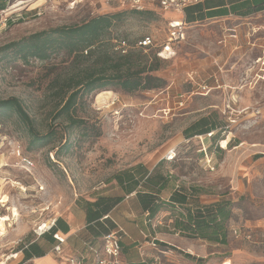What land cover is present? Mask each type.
I'll return each instance as SVG.
<instances>
[{"label": "rangeland", "instance_id": "374dc122", "mask_svg": "<svg viewBox=\"0 0 264 264\" xmlns=\"http://www.w3.org/2000/svg\"><path fill=\"white\" fill-rule=\"evenodd\" d=\"M67 4L11 0L0 11V49L40 31L115 13L99 0H88L73 10ZM169 16L127 14L104 35L100 52L112 53V39L133 46L152 36L160 45ZM185 34L169 61L157 63L156 48L134 50L137 66H158L152 72L157 78L154 88L131 94L119 87L97 90L80 96L71 115L61 114L72 93L69 86L100 66L95 57L75 58L61 51L45 61L24 63L0 51V98H19L37 132L41 136L53 132L46 145L31 149V136L19 117L12 112L0 115L10 142L0 163H14L10 144L17 142L36 163L33 176L18 168L4 167L1 172L23 184L39 182L45 187V192L37 195L30 190L25 197L12 192L15 203L20 199L30 209L52 203L58 213L69 210L78 216L88 201L123 195L114 176L142 164L168 179L162 193L165 200L180 187L193 195L194 203H232L227 243L218 244L175 233L176 213L171 211L149 221L136 200L127 197L117 215L129 219L127 215L134 213V223L147 236L144 240L155 239L166 254L174 252L180 264H264V11L187 22ZM206 86L210 90H204ZM204 117L217 123V130L187 139L184 131ZM72 119L79 122L72 124ZM209 163L214 171L208 169ZM21 214L14 228L21 229H10L0 245V264H23L24 253L8 258L19 251V239H33L37 216L29 210ZM231 227L241 228L240 238ZM161 259L172 264L163 255Z\"/></svg>", "mask_w": 264, "mask_h": 264}, {"label": "trees", "instance_id": "16d2710c", "mask_svg": "<svg viewBox=\"0 0 264 264\" xmlns=\"http://www.w3.org/2000/svg\"><path fill=\"white\" fill-rule=\"evenodd\" d=\"M10 1L0 0V11L6 10ZM261 11H264V0H210L204 4L188 8L186 10V22L194 23L203 21L206 18L226 16L232 13L247 16ZM132 13L142 16L155 14L151 12L101 14L80 24L63 25L34 33L3 46L0 51L5 52V55L10 53L13 55L14 60H21L24 63H28L31 59L45 61L61 51H65L75 58L95 57L100 66L87 72L85 77L76 80L74 85L70 84L69 86L72 93L62 107L61 114L71 115L80 96L91 95L97 90H103L107 87H119L124 92L131 94L138 90H149L155 87L153 83L157 81V78L152 75V72L157 71L159 68L157 65H149L143 68L137 66L133 53L137 49L131 50L127 55H119L113 49L114 39H112V53L100 52L99 46L103 42L104 35L124 16ZM154 57L157 63L163 61L155 53ZM9 112L15 113L27 127L31 136V149L38 145H46L53 136V132L45 136H41L37 132L35 122L19 98H0V115L5 116ZM71 122L77 124L79 121L72 119ZM217 128V123L212 122L209 117H204L189 126L184 131V135L187 139L195 136H206L213 134ZM52 154L55 155L56 153ZM53 162L59 164L55 159ZM114 180L122 189L123 195H102L95 201H88L83 207L86 210L88 224L91 225V223L97 222L96 226L103 229L104 235L113 231V226H111L109 220L112 210L123 202L126 197L136 193L138 204L150 221L162 211H171L172 215L176 213L173 222L175 233L191 239H200L218 244L227 243V223L232 215L231 202L222 200L209 205L194 203L193 195L180 187L175 189L169 198L165 200L162 193L168 188V179L159 171H150L142 164L116 174ZM104 217H108L105 223L109 228L99 223V220ZM59 229L63 230L64 233L69 232L68 225L58 219L56 227L53 228L51 236H49L50 242H53V244L55 243L53 235ZM161 244L166 247L164 243ZM23 252L26 261L46 254L45 250L36 242L25 248Z\"/></svg>", "mask_w": 264, "mask_h": 264}, {"label": "built area", "instance_id": "2783aa9c", "mask_svg": "<svg viewBox=\"0 0 264 264\" xmlns=\"http://www.w3.org/2000/svg\"><path fill=\"white\" fill-rule=\"evenodd\" d=\"M68 2L67 8L73 10L80 5H83L88 0H66ZM100 4L115 10L113 12H151L162 15H170L167 17V34L160 45L152 36H145L138 40L133 46L124 39H114L113 49L119 55H127L133 49H140L143 51L156 48V56L163 61H169L174 58L176 49L186 39V10L196 5H201L210 0H99ZM110 13V12H109ZM236 37V36H235ZM204 90H210L207 86ZM8 141V137L4 133L3 126L0 124V156L2 150ZM12 148V156L14 163L12 165L6 163H0V224H4V228H0V245L6 238L7 232L10 229H14L20 224V218H22V210H29L31 214L37 216L33 221L31 229L33 242L51 234L53 228L56 227L57 213L52 203L46 204L44 207L30 209L24 206L22 203H15L12 192H17L23 197L28 192H34L40 194L45 192V187L39 182L36 186L23 184L21 181L12 177L7 171L1 172L2 168H18L24 172L32 175V170L35 169V161L26 154L25 149L20 143L10 144ZM172 153L174 151H171ZM1 158V157H0ZM54 160V157H51ZM167 159H173V155ZM209 162V160H208ZM208 169L214 171L215 168L209 163ZM150 221V220H149ZM232 233L237 237H241V228L231 227ZM125 235L123 228L118 227L108 234L103 235L99 243L86 241L83 243V249L75 254L69 255L66 258L68 264H127L123 258V246L122 241ZM55 244L53 245L52 252L58 257H64L65 245L67 244V238L60 232H56L53 235ZM251 236H246L245 239H250ZM30 243H26L23 239H19L16 245L23 248L15 255H11L8 259H17L18 256L23 253L25 248H28ZM146 247L152 249V253L146 250ZM264 247V246H263ZM141 255L140 264H165L163 262L162 255L165 251L161 250L155 239L148 242L147 245L141 244L139 246ZM155 252V253H154ZM226 264V263H223Z\"/></svg>", "mask_w": 264, "mask_h": 264}, {"label": "crops", "instance_id": "0c3cea01", "mask_svg": "<svg viewBox=\"0 0 264 264\" xmlns=\"http://www.w3.org/2000/svg\"><path fill=\"white\" fill-rule=\"evenodd\" d=\"M129 198H133L136 200L137 204L138 201L136 199V193L131 194L128 196ZM127 198V197H126ZM125 198V199H126ZM125 201V200H124ZM123 201V202H124ZM121 202L119 205H117L112 212L109 215V220L111 223V226H113V230L117 229L118 227H121L125 231V235L123 237L122 246H123V258L127 262V264H140L141 263V255L139 251V246L141 244L147 245L149 241L144 240L143 238H147V236L144 234L143 230L138 229V225L135 222V214L131 213L130 215H127V218L129 219H122L119 215L118 208L120 205H122ZM54 205V204H53ZM56 205H54V209L57 213V219H60L62 223L68 225L69 232L64 233L63 230H58L61 234H63L67 238V244L65 245V254L64 257H58L52 252L53 248V242H50L51 234L46 235L45 237L35 241L38 245H40L46 252L45 256L42 257H35L31 260H25L24 255V261L23 264H68L66 261L67 256L75 254L83 249V243L86 241L99 243L102 239L104 232L103 229L98 226H96L97 222L91 223V225L87 222L86 217V210L82 207L81 214L74 215L72 212L66 211L64 214H60L57 211ZM138 209L143 214L147 215L142 211V208L138 204ZM108 217H104L99 220V223H102L106 228H109V226L105 223ZM90 226H92L90 228ZM20 226L17 229L13 230H20ZM23 229V228H22ZM21 232V231H20ZM97 233V234H96ZM73 239L74 243L70 244V241ZM34 238H28L26 241L27 243H30L31 245ZM146 250H148L149 254L152 253V249L146 247ZM24 253V252H23ZM21 253V254H23ZM155 253V252H154ZM153 254V253H152ZM174 252L170 253H164L163 257L166 260H170L172 264H180V260L174 259Z\"/></svg>", "mask_w": 264, "mask_h": 264}, {"label": "bare ground", "instance_id": "6f19581e", "mask_svg": "<svg viewBox=\"0 0 264 264\" xmlns=\"http://www.w3.org/2000/svg\"><path fill=\"white\" fill-rule=\"evenodd\" d=\"M0 228H1V229L4 228V224H3V223L0 224ZM228 264H229V263H228Z\"/></svg>", "mask_w": 264, "mask_h": 264}]
</instances>
